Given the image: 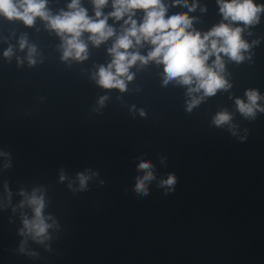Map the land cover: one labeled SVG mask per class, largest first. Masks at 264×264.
Returning <instances> with one entry per match:
<instances>
[{
    "label": "water",
    "instance_id": "water-1",
    "mask_svg": "<svg viewBox=\"0 0 264 264\" xmlns=\"http://www.w3.org/2000/svg\"><path fill=\"white\" fill-rule=\"evenodd\" d=\"M68 2L48 0L47 8L56 14ZM81 3L92 15V0ZM175 9L188 12L183 0L169 12ZM188 14L201 32L222 19L217 0H198ZM88 35L87 59L62 60L61 37L46 21L28 26L0 16V152L7 153L0 156V264H264V113L245 118L234 102L248 88L264 94V14L242 33L258 40L251 59L248 52L240 62L221 54L231 87L191 111L189 86L164 83V65L154 60L130 67L123 92L98 85L93 73L111 60L114 38L94 46ZM28 45L36 49L34 64ZM221 109L233 114L235 134L213 123ZM141 159L154 165L147 195L134 187L145 171ZM77 173L91 177L83 190ZM169 173L177 180L165 192L159 181ZM21 189L43 191L44 213L56 221L44 244L19 233L22 213L32 215L19 206Z\"/></svg>",
    "mask_w": 264,
    "mask_h": 264
},
{
    "label": "clouds",
    "instance_id": "clouds-1",
    "mask_svg": "<svg viewBox=\"0 0 264 264\" xmlns=\"http://www.w3.org/2000/svg\"><path fill=\"white\" fill-rule=\"evenodd\" d=\"M181 0H92L93 13L82 5L81 0H69L66 9H61L53 14L47 8L48 0H0V16L8 20L19 19L25 25L34 24L37 17L46 21V27L54 30L61 37V59L69 57L76 60H85L88 56V44L82 36L88 33L87 40L94 46L112 39L107 52L111 60L107 65H99L93 78L96 83L104 88H117L121 92L126 90L127 81L133 79L134 73L129 69L137 61L146 64L150 60L163 63L165 75L164 83L174 78L178 83L188 85L187 93L190 99L187 101V110L198 105L206 96L215 95L219 89H228L231 82L224 75V56L236 62L243 61L245 53L258 43L253 40L249 43L243 38L242 33L249 25L260 22L261 14H264V0H217L222 19L207 31L193 27L195 17L189 16L188 12L197 7L198 0L189 3L183 0L188 12L183 9H175L169 12L172 4H179ZM110 4V11L103 9ZM138 10H142L137 20ZM201 8V11H204ZM109 18L113 23H109ZM119 24V30L114 25ZM242 22V23H234ZM27 39L21 36L19 47L25 48ZM144 44L149 45L146 53L142 54L138 48ZM34 45H28L27 59L29 64H34ZM12 54L9 46L3 55L8 57ZM215 58L209 63V57ZM251 59V53L248 52ZM202 90V92H201ZM200 93V95H193ZM106 96H101L98 103L103 105ZM264 94L256 88L245 89L244 97H235L237 111L245 118H255L257 112L264 113ZM141 115L144 110H140ZM233 114L227 109H221L212 118L216 126L229 125L235 134L236 128L231 124ZM245 139L244 136L240 137ZM7 153L0 152V156ZM8 164H5L7 167ZM140 169H145L142 175H138L135 189L137 192L147 195L148 184L155 178L154 165L148 159H141L137 164ZM95 175V173H92ZM91 177L86 173H77L79 189L87 186ZM59 179L63 181L65 176L61 173ZM174 173H169L166 178L159 181L165 192L172 191L176 183ZM5 192L10 197L7 183ZM71 187V184H69ZM23 199L19 206L25 205L31 208L32 215L29 217L22 213V227L19 233L24 237H30L33 241L44 244L49 240V229L56 226V221L45 215V197L43 191L33 189L31 193L20 190ZM15 211V209H13ZM51 220L49 223L47 221ZM25 240L20 243L19 250L25 251ZM47 247V245H45ZM30 255L35 253L30 252Z\"/></svg>",
    "mask_w": 264,
    "mask_h": 264
}]
</instances>
